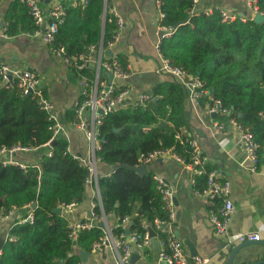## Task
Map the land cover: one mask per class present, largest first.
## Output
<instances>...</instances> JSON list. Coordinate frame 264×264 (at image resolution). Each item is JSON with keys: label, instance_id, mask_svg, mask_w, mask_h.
I'll return each instance as SVG.
<instances>
[{"label": "trees", "instance_id": "trees-1", "mask_svg": "<svg viewBox=\"0 0 264 264\" xmlns=\"http://www.w3.org/2000/svg\"><path fill=\"white\" fill-rule=\"evenodd\" d=\"M107 3L108 0L78 1L66 7L57 26L51 46L62 48V55L69 59L83 55L87 60L81 68L77 65L82 60L69 64L77 79L96 78L88 50L91 46L96 50L101 45L105 48L116 28ZM257 5L264 12V0H257ZM193 6V0H161L160 25L173 28L170 36L161 38V52L171 64L197 75L212 90L211 97L219 99L229 111L220 113L219 119L227 122L234 117L252 133L260 164L264 155V21L255 22L251 17L242 21L237 17L225 22L219 8L205 14L202 9L193 12ZM3 19L7 36L38 29L28 5L20 0H8ZM115 56L127 70L125 57ZM170 77L153 84L151 99L145 104L126 100L102 117L98 156L101 163L114 168L98 177L101 205L96 204L93 211L97 217L115 216L111 228L115 236H125L126 226L121 220L129 216L130 233L142 235L152 228L158 239L166 238L165 232L154 227L155 219L168 220V212L153 173L138 172L135 165L142 154L156 149L172 148L185 162L193 155L185 111L188 92ZM199 103L205 108L211 100L203 96ZM74 118V108L67 110L64 120L71 122ZM49 123L36 97L22 96L17 87H0V146L39 148L49 144V151L43 152L37 163L22 167L0 161V214L35 204L31 207L32 222L17 220L9 227L10 238L3 240L0 264H82L68 236L69 221L55 209L83 201L87 167L66 150L65 137L51 139ZM203 169L194 176L198 189L205 186L207 172L214 168L206 162ZM103 235L104 230L95 225L82 230L75 244L91 251L92 244Z\"/></svg>", "mask_w": 264, "mask_h": 264}, {"label": "crops", "instance_id": "crops-1", "mask_svg": "<svg viewBox=\"0 0 264 264\" xmlns=\"http://www.w3.org/2000/svg\"><path fill=\"white\" fill-rule=\"evenodd\" d=\"M78 1L84 2V0H38V3L44 15L48 17L50 8L56 2L68 7ZM7 2L8 0H0V25L5 24L3 15ZM200 3V9L203 10L219 8L237 15L252 16L245 5V0H201ZM107 7L111 13L115 11L121 18L119 39L111 51L125 57L129 75L121 80L102 66L99 69L100 59L106 60L109 56L107 54L109 49L106 47L88 50L90 65H94L95 77L99 69V80L105 85L113 88L128 87L130 89L128 101L134 102L141 93H150L154 83L171 78L169 74H159L155 71L161 61L155 50V43L160 39L158 33L161 12L156 0H108ZM0 62L8 63L15 68L31 69L39 75L44 95L53 102L57 117L67 125L62 136L67 139L70 151L81 156L82 164L86 165L91 159V143L82 129L64 120L66 111L73 109L74 101L82 97L81 81L86 78H75L69 64L61 56L54 54L36 32H23L7 37L0 35ZM185 111L190 126L188 134L207 157L208 164L217 169L219 178L227 180L230 185L228 198L234 208L228 226V236L235 239L246 231H258L260 239L257 241H264V155L261 163L255 165L247 158L245 149L238 142L237 130L234 127L227 124L225 129L215 131L212 127L213 122L225 123L224 119L218 118L220 113L208 114L200 105L197 107L192 105L189 98L185 102ZM85 116L88 118V112ZM48 145L47 143L29 151H18L10 157L0 156V160L18 161L22 164L37 163L40 155L49 151ZM139 167L145 168L146 172H152L153 177L164 179L173 188L175 212L178 214L177 217L175 215L173 229L183 242V251L189 264L193 256L191 248L195 250V255L205 259V264H227L232 249L242 242L236 243L235 240L230 249L223 246L225 238L215 233L209 220L208 209L211 203L207 201L206 196L199 193L204 187L198 189L200 187L195 186L193 172L169 157H162ZM113 168L101 163L100 160L96 162L98 177L109 174ZM99 201L100 194L97 196L96 186H87L83 201L67 208L60 206L61 213L67 217L69 223L88 220L91 217L92 205L99 204ZM31 210V205H28L13 209L8 218H3L0 214L2 233L5 235L13 222L23 220ZM105 217L107 225L112 228L116 222L115 216ZM153 240L157 244L152 242ZM187 241L190 245L186 243ZM74 245L75 251L80 255L82 249L75 243ZM159 248V239L156 236L151 237L145 247L133 248V263L162 264L158 257ZM84 252L87 254L85 261L81 258L82 264H117V252L112 247ZM262 260L264 244L255 242L242 246L231 264H252Z\"/></svg>", "mask_w": 264, "mask_h": 264}, {"label": "built area", "instance_id": "built-area-1", "mask_svg": "<svg viewBox=\"0 0 264 264\" xmlns=\"http://www.w3.org/2000/svg\"><path fill=\"white\" fill-rule=\"evenodd\" d=\"M29 7V12L31 13L36 26L38 27L35 31L41 38V40L49 47V49L56 55L62 57V59L67 64H72L75 60H82L83 63L78 64L77 67L81 68L84 64L85 57L80 55L77 59L73 57L69 59L62 55V48H55L51 46V42L54 39L55 32L57 31L58 24L63 20L65 15V6L61 2H56L49 10L48 17H46L38 3V0H20ZM85 1V0H84ZM201 0H193V9L200 3ZM161 0H156V4L160 7ZM245 5L247 9L251 12V18L254 19L256 14L264 15V12L261 11L257 5V0H245ZM214 9V8H213ZM213 9H202L205 14H210ZM193 11V10H192ZM221 19L225 22H230L235 20L237 17L242 21L247 19V16L237 15L227 9H219ZM113 16L115 17L116 28L112 33L110 39L106 41V48L112 50L114 44L119 39V29L121 27V18L119 15L113 11ZM163 14L160 13V17ZM45 22V27L41 30V25ZM6 24L2 23L0 25V35L7 37L5 33ZM160 31L162 32V37L155 43V50L160 56V64L155 68V71L159 74L166 73L175 78L180 82L188 92V98L191 101L192 105L199 106V99L203 96H207L211 100L210 105L205 106V110L208 114L213 113H226L229 111L226 108H223L221 101L211 97V92L209 88L205 86V82L201 80L197 75L191 74L180 66H176L170 63V61L165 58L160 49L161 38L168 37L172 34L173 28L167 25H160ZM102 47V45L100 46ZM90 48H94L91 46ZM103 48V47H102ZM105 68L111 72L118 79L124 80L128 77L129 73L123 68V66L118 61V58L115 56V53L109 55L106 60L99 61L98 67ZM99 69L96 75V78L92 81L87 79H82V91L81 98L77 99L73 103V108L75 111V118L70 122V125H74L84 131L85 137L91 143V159L86 163L87 175L85 178L86 186H96L97 196H99L97 183L98 175L96 170V162L100 160L98 156L99 151L101 150V139L99 127L102 123V117L109 113L110 111L116 109L120 104H123L126 100L129 99L130 89L125 86H120L118 88H113L105 85L102 81L99 80ZM0 87L4 88H13L17 87L22 96H34L36 97V103L41 110H44L48 115L49 126L48 129L51 132V139L62 135L66 130V124L63 123L57 117L55 113V106L53 102L44 95L40 87V78L39 75L31 69L25 68H15L8 63L0 62ZM151 99V94L144 92L141 93L134 102L139 104H145ZM101 110V112H99ZM88 112V118L85 116ZM228 125L234 127L237 130V140L243 146L246 152L247 158L257 165V144L253 140L252 133L245 127H243L234 117H231L227 121ZM227 123L215 121L212 123V127L215 131H220L225 129ZM176 137H179L176 135ZM190 144L193 147V155L189 162L180 157L177 153L172 151V148L165 149H156L149 153L142 154L139 157L138 164L135 166H143L152 162L153 160L169 157L180 162L186 169L193 172V174H201L204 172L203 164L207 162V157L201 152V150L196 145L195 141L191 138ZM33 149L29 146L14 145L12 147L0 146V156L8 155L9 157L12 153L18 151H29ZM66 150L72 154V156L78 159L81 163L83 159L81 156L72 153L67 146ZM2 164L14 163L24 167V164L18 161H4L0 160ZM154 179L157 184V189L161 194V198L164 204L165 209L168 212V220L163 221L159 219L154 220V227L156 230L166 233L165 239H159L160 248L158 251L159 261L162 264H189L185 253L183 251V242L175 234L172 222L175 220V202H174V192L173 188L162 178L154 176ZM229 183L227 180H222L219 178L217 169H212L207 172L206 184L199 193L203 196H206L207 201L211 203L209 206V220L213 226L215 233L218 236L224 237V247L232 248L235 240L237 242L245 241H257L260 239V234L258 231H246L239 234L235 239L229 237V222L231 215L233 213V204L228 198L229 193ZM220 199V200H219ZM217 201H220L218 203ZM96 204L92 205V208ZM101 205V201L99 204ZM72 206V205H69ZM10 210L7 214L3 215V218H8L11 214ZM91 217L88 220L83 221H74L70 222L68 236L74 243L82 230L91 229L96 225L97 221L106 220V217L102 215L97 217L91 209ZM29 220L32 222V213L29 214L21 221ZM129 216H124L121 220V223L129 227ZM152 230V228H150ZM104 235L97 241L92 244L93 250H102L104 248H114L117 252V264H134L132 261V252L133 248H143L149 244L151 236L147 230L144 234L139 235L136 232L130 233L129 236L119 235L115 236L111 233V228L106 224V227L103 229ZM153 231V230H152ZM5 240L10 238L8 233L5 235L2 233L0 228V239ZM191 264H205V259L200 258L197 255L191 256Z\"/></svg>", "mask_w": 264, "mask_h": 264}, {"label": "water", "instance_id": "water-1", "mask_svg": "<svg viewBox=\"0 0 264 264\" xmlns=\"http://www.w3.org/2000/svg\"><path fill=\"white\" fill-rule=\"evenodd\" d=\"M200 8H201V3H198V4L194 7L193 12H197ZM254 21H255V22H261V21H264V15L256 14V15L254 16ZM44 27H45V22L41 25V30H43ZM175 27H176V25H175ZM158 35H159V37H162V32L160 31V32L158 33ZM107 54H108V55H112L113 52H112L111 50H107ZM26 96H28V95H26ZM155 99H156V98H155ZM99 112H101V110H99ZM15 154H16V153H12V155H15ZM7 156H9V154H8ZM135 168L137 169L138 172H142V173L146 172V169L143 168V167H137V166H135ZM97 188H98V186H97ZM174 202H175V201H174ZM34 206H35V204L32 203V204H31V207H34ZM55 211H56L57 213H61V211H62V210H61V207L56 208ZM177 215H178V214H176V217H177ZM106 224H107V223H106V220H105V221H104V220H100V221H97V223H96V225H97L99 228H101V229H104V228L106 227ZM148 231H149V235H150L151 237H154V236H155V233H154L150 228H148ZM125 234H126L127 236H129L130 231H129L128 228H126V230H125ZM152 242L156 243L155 240H153ZM255 242H256V243H257V242H260V243L264 244V241H245V242H242L240 245H238V246H236V247H234V248L232 249L227 264H231V263H232V260H233V258H234V256H235L236 252H237L242 246H244V245H248V244H252V243H255ZM2 243H3V239L1 238V239H0V250H1ZM186 243H188V245H190V244H189V243H190L189 241H187ZM156 244H157V243H156ZM190 247H192V246H190ZM86 254H87L86 252H84V251H82V250L80 251V256H81V258H82L83 261H85V256H86ZM191 254H192V255H195V254H196V252H195V250H194L193 248H191ZM132 256H133V257H132V261L134 262V255H132ZM262 263H264V260H262V261H258V262H254V263H252V264H262Z\"/></svg>", "mask_w": 264, "mask_h": 264}]
</instances>
